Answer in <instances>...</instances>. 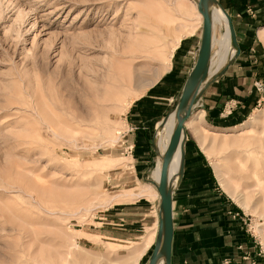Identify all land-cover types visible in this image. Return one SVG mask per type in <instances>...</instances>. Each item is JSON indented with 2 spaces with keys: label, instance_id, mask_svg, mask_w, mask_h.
I'll return each mask as SVG.
<instances>
[{
  "label": "rangeland",
  "instance_id": "374dc122",
  "mask_svg": "<svg viewBox=\"0 0 264 264\" xmlns=\"http://www.w3.org/2000/svg\"><path fill=\"white\" fill-rule=\"evenodd\" d=\"M224 33L214 24L210 70ZM200 37L195 0H0V264L132 262L155 223L117 241L110 218L133 188L158 203V156L133 179L125 115L176 89L165 118L175 110ZM258 99L232 128H207L196 104L184 133L264 254V88Z\"/></svg>",
  "mask_w": 264,
  "mask_h": 264
},
{
  "label": "crops",
  "instance_id": "0c3cea01",
  "mask_svg": "<svg viewBox=\"0 0 264 264\" xmlns=\"http://www.w3.org/2000/svg\"><path fill=\"white\" fill-rule=\"evenodd\" d=\"M217 1L231 18L239 55L221 76L209 81L198 107L207 128H232L240 125L256 103L260 104L258 97L264 88V0ZM194 64L180 73L181 91ZM177 91L168 103L155 100L136 104L125 115L117 147L129 159L127 168L137 182L143 181L153 167L155 131L179 94ZM198 148L195 139L186 137L183 168L178 180L177 170L172 189L170 264H264L259 244L238 212L217 190L214 176L204 167L205 157H201ZM157 162L151 174L154 184L159 179L155 177ZM133 189L135 201L113 211L110 218L112 225L121 228L113 240L134 239L154 223L158 229L157 202L136 196L137 188ZM155 239L136 264H147Z\"/></svg>",
  "mask_w": 264,
  "mask_h": 264
},
{
  "label": "water",
  "instance_id": "95a60500",
  "mask_svg": "<svg viewBox=\"0 0 264 264\" xmlns=\"http://www.w3.org/2000/svg\"><path fill=\"white\" fill-rule=\"evenodd\" d=\"M197 13L201 16V37L200 44L197 52L195 64L189 73L185 84L182 88L181 94L177 101L176 112V126L169 139L168 147L162 157L159 179L156 185V192L159 196L158 206V229L156 234L155 243L151 254L149 255L147 264H156L159 259H163L164 264H170L171 258V241L173 236V222H172V187L167 183V172L171 157L177 148L181 134L183 132V125L189 118L192 109L198 104V101L204 93V88L209 81L205 82L202 86L203 80L206 79L209 62L211 58L212 49V22H211V7L218 6L221 8L225 15L228 31L230 46L233 49V54L228 62L221 68V70L211 78L215 79L221 76L231 62L239 55V46L237 44L235 33L232 26L231 18L227 15L224 9L218 4L217 0H197L195 2ZM199 89V90H198ZM167 118V117H166ZM165 118V119H166ZM164 119V120H165ZM164 122V121H163ZM186 135L184 133V140L181 145V163L179 174H181L184 161V142Z\"/></svg>",
  "mask_w": 264,
  "mask_h": 264
},
{
  "label": "bare ground",
  "instance_id": "6f19581e",
  "mask_svg": "<svg viewBox=\"0 0 264 264\" xmlns=\"http://www.w3.org/2000/svg\"><path fill=\"white\" fill-rule=\"evenodd\" d=\"M196 1L197 0H195V2ZM211 8L217 9V10L211 9L212 27L214 26V24H221L224 27L225 33H224L223 37L221 38V42L219 43L220 44V49H219L220 55L218 56L215 63L212 64V66L214 65V69L213 70L208 69L207 77L205 80H203L199 89L202 87V85L205 82H207L210 78L214 77L221 70V68L226 64V62L229 60V58L233 54V49L230 48L229 31H228V26H227V21H226L225 15L223 14L220 7L213 6ZM199 17L201 18L200 15H199ZM262 36H263L262 39H264V34ZM192 113L193 112L190 113L189 118L191 117V115H193ZM189 118L185 121V123L183 125V132L181 134L179 144H178L177 148L175 149V151L171 157L169 166H168L167 183L172 188H174V185H175L174 181H175L177 170H178L177 174H179V168H180V163H181V145H182V142L184 140V131H185V128H187ZM176 123H177L176 112L173 111L167 116V118L164 120V122L158 124V127L155 131L154 147H155V151L157 153L158 159H159V161L157 162V165H156V169H155V177L156 178L159 177L162 157H163V155H164V153L168 147L169 139L172 135V132L175 129ZM177 180H178V175H177ZM176 183H177V181H176ZM152 185L156 191V185L157 184H154V182H152ZM157 201L159 202L158 194H157ZM157 212H158V206L156 209V214H157ZM156 231H157V229H155L153 234H151L147 238L143 239L144 248L147 247V245L150 243L151 240L154 241V239H155L154 237L156 236L155 235ZM144 248L142 250H134L133 256H132L133 257L132 262L124 263V264H135L136 260L140 256V254L143 252V250H145ZM156 264H164L163 259H159Z\"/></svg>",
  "mask_w": 264,
  "mask_h": 264
}]
</instances>
